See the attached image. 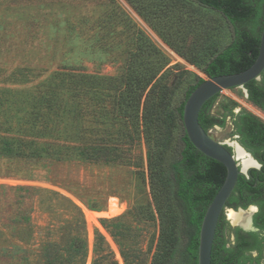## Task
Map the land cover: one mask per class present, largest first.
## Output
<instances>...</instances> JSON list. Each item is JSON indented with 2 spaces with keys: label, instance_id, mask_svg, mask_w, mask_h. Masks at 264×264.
<instances>
[{
  "label": "rangeland",
  "instance_id": "rangeland-1",
  "mask_svg": "<svg viewBox=\"0 0 264 264\" xmlns=\"http://www.w3.org/2000/svg\"><path fill=\"white\" fill-rule=\"evenodd\" d=\"M178 5L176 0H0V134L17 132L13 120L26 117L39 87L57 84L61 72L116 80L129 69L151 74L166 65L161 75L172 69L169 82L178 83L181 99L189 81L179 79L181 71L208 77L180 52L204 65L231 43L234 29L217 11ZM153 46L163 61L157 62ZM97 105L89 106L91 127L117 139L123 125ZM241 112L264 121L245 88L219 94L210 115L226 124L210 129V136L234 147L233 120ZM124 146L136 166L69 162L35 168L0 155V264H44L40 254L45 246L65 245L77 235L87 241L85 264L102 256L103 264H153L162 226L157 207L167 208L164 188L158 184L152 190L145 141ZM173 146L168 161L179 157L182 148L176 138ZM26 170L34 172L33 179L14 176ZM112 198L126 211L98 217L89 229L87 214L106 212Z\"/></svg>",
  "mask_w": 264,
  "mask_h": 264
},
{
  "label": "trees",
  "instance_id": "trees-1",
  "mask_svg": "<svg viewBox=\"0 0 264 264\" xmlns=\"http://www.w3.org/2000/svg\"><path fill=\"white\" fill-rule=\"evenodd\" d=\"M176 1L185 7H206L217 11L234 29L231 43L204 65L195 64L192 58L180 52L191 65L208 78H214L241 73L255 63L264 31V0ZM192 7L187 9H197ZM153 47L159 57L157 62L163 61L161 52ZM165 66L151 74L129 69L116 80L96 78L85 72H61L57 75V84L46 83L39 87L33 101L27 106L26 117L13 120L15 123L11 126L17 128V132L12 135L0 134V155L35 168L69 162L136 166L130 157L131 151L123 149L124 144L132 148L144 140L152 190L155 193V188L161 184L167 203L165 211L157 207L162 226L158 255L153 264H199L202 223L226 180L227 170L194 147L184 126L186 102L206 79L193 72L181 71L179 79L185 77L189 81L179 99L178 83L169 82L172 69L161 75ZM99 79L100 83L97 82ZM246 87L251 100L264 108V86L252 81ZM217 97L207 102L200 113V124L207 132L214 126L223 128L226 124L225 119L210 115ZM94 103L98 104L101 113H112L115 121L123 125L117 139L109 132L104 134L91 127V116L94 114L89 106ZM233 124L236 133L241 136V144L263 164L261 179L264 181V121L242 112L234 117ZM175 138L182 148L179 157L168 161ZM259 174V171L253 170L250 180L244 176L239 178L233 201L250 197ZM14 176L31 180L34 172L18 171ZM16 191L32 193L35 190L17 188ZM251 202L253 200H248L243 206L246 208ZM157 203L160 204L159 200ZM74 209L80 219L79 210ZM227 224L222 216L216 231L212 264H246L249 258L242 255L237 258L236 249L228 247ZM87 254L86 239L77 235L69 238L65 245L50 243L45 246L40 258L44 264H85ZM103 259V256L99 257L94 264H103Z\"/></svg>",
  "mask_w": 264,
  "mask_h": 264
},
{
  "label": "water",
  "instance_id": "water-1",
  "mask_svg": "<svg viewBox=\"0 0 264 264\" xmlns=\"http://www.w3.org/2000/svg\"><path fill=\"white\" fill-rule=\"evenodd\" d=\"M263 74L264 31L261 38L259 56L249 69L237 74L208 78L192 93L186 102L184 108V126L191 143L199 152L222 164L227 170L226 180L209 206L202 223L199 264H212L214 241L220 217L235 190L240 175L246 172L244 169L240 170L238 158H236L223 144L214 140L202 127L199 121L200 113L207 102L222 92L245 87L252 81H259ZM86 219L89 229L93 228L94 221L98 222L100 220V218H94L91 222L92 219L89 220L87 217ZM245 229L255 231L252 226V221L249 222V225Z\"/></svg>",
  "mask_w": 264,
  "mask_h": 264
},
{
  "label": "flooded vegetation",
  "instance_id": "flooded-vegetation-1",
  "mask_svg": "<svg viewBox=\"0 0 264 264\" xmlns=\"http://www.w3.org/2000/svg\"><path fill=\"white\" fill-rule=\"evenodd\" d=\"M263 75L260 79L261 84L257 83L259 86H264ZM243 88L246 89V91L248 93V99L251 102V104H253L256 108H258L259 110L264 112V108L259 107L258 105H256L251 100L249 89L246 86ZM241 113H239V114H241ZM214 127H219V126H214ZM209 135H210V133H209ZM234 137L237 139L235 142L238 143L245 150V152H247L248 154H251L253 156L252 159L255 162V166H252L250 168L245 169L244 166L242 165V163H240V161L238 160V162L240 164V170L244 169L246 171L245 174L240 175V177L244 176L248 180H250L251 179V172L253 170L259 171L260 176H259V179L256 181V183L252 186V188H253L252 190H254V192L251 193L252 195L250 194V197H247V199L243 198V199H240L237 202H235V201H233V197H232L234 192H235V190H234L232 196L230 197L229 201L227 202V204H226V206L222 212L221 217L224 216L226 222L228 223L227 227H226L227 228L226 229V238L229 241L228 247L236 249L235 252H236L237 258H239L241 255L249 258L246 264H264V187H262L264 185V181H262V179H261L263 164L260 161H258L255 158V156L241 144V141H240L241 136L236 133V129H235ZM221 144H223V143H221ZM223 145L236 157L235 149L233 146H231V144L230 145L223 144ZM253 176H255V175H253ZM248 200H253V202H251L245 208L243 205ZM229 211H234L236 213H241V212L248 213L250 215L249 222L252 221V226L255 229V231L245 229L249 224L247 226H240V225L235 226V225H233L228 220V218H226L227 213ZM230 223L233 225V228L229 231L228 226ZM257 223L261 226H258Z\"/></svg>",
  "mask_w": 264,
  "mask_h": 264
},
{
  "label": "bare ground",
  "instance_id": "bare-ground-1",
  "mask_svg": "<svg viewBox=\"0 0 264 264\" xmlns=\"http://www.w3.org/2000/svg\"><path fill=\"white\" fill-rule=\"evenodd\" d=\"M234 149L236 152V157L238 158V160H240L245 169L255 166V162L253 161L252 157L247 152H245V150L236 142L234 143ZM125 211L126 206L119 203L117 199L112 198L109 201V207L106 212L88 213L87 218L89 220L92 219L91 222L94 220V218H98L101 216H105L106 218H114L122 215ZM227 218L233 225L247 226L249 224L250 215L246 212L236 213L234 211H229L227 213Z\"/></svg>",
  "mask_w": 264,
  "mask_h": 264
}]
</instances>
